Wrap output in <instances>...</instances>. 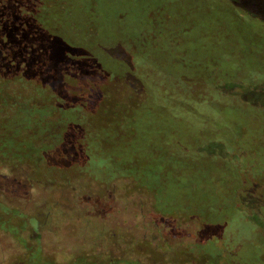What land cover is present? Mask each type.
Wrapping results in <instances>:
<instances>
[{
  "label": "trees",
  "instance_id": "16d2710c",
  "mask_svg": "<svg viewBox=\"0 0 264 264\" xmlns=\"http://www.w3.org/2000/svg\"><path fill=\"white\" fill-rule=\"evenodd\" d=\"M261 1L251 16L234 0H0V166L31 189V173L59 149L79 177L107 189L127 181L154 214L208 226L190 263L205 264L213 252L217 264H264V229L239 241L232 227L245 219L242 198L252 196L253 212L264 208ZM77 79L84 84L74 88ZM52 80L60 85L48 91ZM123 92L125 111L106 115ZM1 208L0 231L26 254H2L0 264H106L87 253L59 260L38 239L31 247L25 234L42 229L41 218L31 228L19 209ZM214 231L216 241L206 237Z\"/></svg>",
  "mask_w": 264,
  "mask_h": 264
},
{
  "label": "rangeland",
  "instance_id": "374dc122",
  "mask_svg": "<svg viewBox=\"0 0 264 264\" xmlns=\"http://www.w3.org/2000/svg\"><path fill=\"white\" fill-rule=\"evenodd\" d=\"M234 1L244 13L251 16H254L255 7L263 3L261 0ZM77 20L79 21L78 18ZM122 29L128 33L125 25ZM56 79L58 80V76ZM91 81H95V78ZM76 82L72 85L74 88L84 84L79 79ZM46 85L48 91H52L60 83L52 80ZM13 91L14 88H10L11 94ZM24 91L26 103H29L30 84L25 85ZM235 92L242 93L240 90ZM45 99V96L40 98L42 102ZM119 100L121 104L129 103L125 92L113 94L107 102L106 115L125 111L124 106L117 105ZM91 101L95 105L99 104L96 95ZM5 110L6 117L10 118L13 108L10 105ZM94 113L93 109L90 110V114ZM3 118L0 115L2 129L6 124V119ZM61 153L59 149H55L49 157L51 165L43 162L38 170L30 172L35 182L31 189L24 177L13 174L12 168L0 166V199L5 201H0L1 206L7 203L19 209L26 216L31 228L35 226L37 215L44 223L42 229L39 227L36 232L25 234L31 247L38 239L43 251L56 255L59 260H68L87 253L92 257L100 256L106 264H109V258L137 259L144 264H193L189 260L196 257L195 244L201 240L200 235L209 233L208 226L200 228L193 221L169 220L154 214L148 198L141 192H132L127 181H118L107 189L102 184L79 177L74 160V165H67L69 154ZM216 153L241 165L240 156L227 154L223 149L216 150ZM72 158L73 155H70V159ZM239 207L247 213L240 212L245 218L244 221L237 217L234 219L235 224L233 221L235 226L232 227L239 228L240 231L235 240H249L253 236L250 232L252 227L264 229V208L256 205V210L250 212L251 204L247 200L244 202L243 198ZM215 231L212 236L206 237L216 241L220 235ZM201 252L205 255L208 253L206 250ZM211 253L208 254L207 262L206 258L203 259L205 264H217L216 256H221V253ZM2 254H5V260L12 255L24 257L26 253L10 234L0 231V260ZM8 260L9 258L3 264H8ZM77 263L79 264H73Z\"/></svg>",
  "mask_w": 264,
  "mask_h": 264
},
{
  "label": "flooded vegetation",
  "instance_id": "af4514ba",
  "mask_svg": "<svg viewBox=\"0 0 264 264\" xmlns=\"http://www.w3.org/2000/svg\"><path fill=\"white\" fill-rule=\"evenodd\" d=\"M246 200H247L248 202H249V201H251V202L254 201V199L252 198L251 195H248L246 198L243 199L244 202H245ZM250 204H251V203H250ZM247 206H248V205H246V207H247ZM250 208H251V209H250L249 211H250V212H253V208H252V207H250ZM240 211H241V212H244V213H247V211L242 210V209H240Z\"/></svg>",
  "mask_w": 264,
  "mask_h": 264
}]
</instances>
